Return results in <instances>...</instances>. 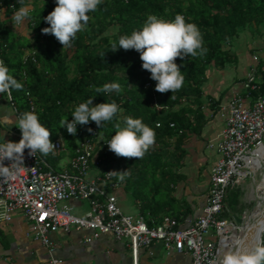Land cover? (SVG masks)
Instances as JSON below:
<instances>
[{"label":"trees","instance_id":"16d2710c","mask_svg":"<svg viewBox=\"0 0 264 264\" xmlns=\"http://www.w3.org/2000/svg\"><path fill=\"white\" fill-rule=\"evenodd\" d=\"M31 2L35 8L28 18L33 38L15 32L0 20V57L9 74L23 85L22 90H11L10 103L21 115L30 111L33 99L35 113L50 130L51 140L62 138L64 142L65 151L58 156L49 153L42 157L59 169L63 158L73 156L86 136L95 132L110 140L117 120L142 118L155 131L154 144L139 159L117 157L106 145L100 153L104 169L127 170L123 180L113 177L121 181L149 226L160 224L165 216L180 222L192 216V206L175 193L178 184L187 179L182 172L187 141L201 132L206 121L202 85L210 67L225 69L238 63V57L226 46L241 31L249 29L254 36L262 33L264 0H102L96 11L88 13L84 30L64 48L54 36L41 31L49 27L43 18L54 9L55 0H0V11L5 9L7 15H13ZM150 14L166 20L181 14L186 22L197 25L203 37V56H189L183 61L177 58L185 79L172 93L155 90L156 82L142 68L139 52L112 51V43L118 46L121 36L140 30ZM32 47H37L34 53H30ZM257 76V89L249 91L253 98L264 97V59L257 66ZM112 82L121 85L120 93L96 92V88ZM89 98H93V105L115 101L122 111L101 128L92 121L77 125L75 136L60 128L61 118L71 120L75 107ZM239 199V191H228L223 217L228 218Z\"/></svg>","mask_w":264,"mask_h":264},{"label":"built area","instance_id":"2783aa9c","mask_svg":"<svg viewBox=\"0 0 264 264\" xmlns=\"http://www.w3.org/2000/svg\"><path fill=\"white\" fill-rule=\"evenodd\" d=\"M258 81L254 66L244 78L243 92L227 105L226 128L217 146L219 159L211 169L206 203L197 219L180 222L165 216L160 224L149 226L142 216L123 213L116 193L122 183L109 175L100 159L109 140L93 132L79 142L62 170L41 153L33 157L25 150L24 161L13 169L14 178L0 177V223H8L14 214L21 213L32 241L50 248V235L59 230L93 232L86 242L110 234L127 244L132 264H139L140 251L155 242L162 243L169 254L187 252L192 264H219L223 238L236 228L234 220L223 217L228 191L246 184L259 171L256 163L264 147V97L253 98L249 92L257 89ZM4 94L12 100L7 93L0 96ZM30 106L35 112L33 99ZM16 114L19 119L17 110ZM52 142L56 147L51 154L58 156L65 151L61 138ZM71 200L87 201L89 210L83 216L72 214L65 205ZM52 264H62V260L52 258Z\"/></svg>","mask_w":264,"mask_h":264},{"label":"clouds","instance_id":"9594fccd","mask_svg":"<svg viewBox=\"0 0 264 264\" xmlns=\"http://www.w3.org/2000/svg\"><path fill=\"white\" fill-rule=\"evenodd\" d=\"M102 0H55L54 9L43 19L49 27L41 31L52 35L64 47H70L78 32L84 30L90 17L89 12L97 10ZM29 16V10L21 7L12 17L16 24L22 23ZM123 49L135 50L140 54L142 68L151 73V79L156 82L155 90L161 94L175 92L184 83L181 65L177 58L203 56L202 34L194 23L186 22L181 14L174 19L166 20L157 15L147 16L140 30H134L130 35H123L117 43H112V51ZM22 90L23 85L9 74V68L0 60V94L11 90ZM121 85L116 82L106 83L96 88L98 93L121 92ZM94 98V97H93ZM93 98L80 103L72 112L71 120L63 117L60 128L75 136L77 125H87L95 122L101 128L105 122H111L122 109L115 101L93 105ZM21 132L18 142L6 141L0 143V177L14 178L16 169L24 161L25 150L35 157L37 152L48 155L56 145L51 140V132L40 123L38 115L27 111L20 115L17 126ZM115 135L106 143L109 150L117 157L142 158L155 142V131L145 124L142 118L124 117L113 125ZM92 131L90 128L88 129ZM8 161V164H5ZM109 175L118 176L123 180L127 170L109 171ZM219 264H264V240L257 237L250 247L227 251Z\"/></svg>","mask_w":264,"mask_h":264},{"label":"crops","instance_id":"0c3cea01","mask_svg":"<svg viewBox=\"0 0 264 264\" xmlns=\"http://www.w3.org/2000/svg\"><path fill=\"white\" fill-rule=\"evenodd\" d=\"M251 64L249 58L240 59L238 56L237 69L228 66L218 69L213 66L207 71V79L202 85L206 121L201 132L192 134L187 141L188 154L182 169L187 179L178 184L175 193L178 199L187 202L194 210L193 215L186 219L195 220L203 213L211 169L219 159L217 146L226 128L227 105L234 96L243 92L244 78ZM252 66H255L254 63ZM17 121L12 103L5 94L0 96V143L4 139L19 141ZM68 163L69 160H62L59 170L67 167ZM116 193L123 213L133 216L140 214L134 201L133 210L121 204L126 199L125 195H128L123 187ZM65 205L77 216H83L89 210L87 201L71 200ZM28 230V222L21 213L14 214L8 223H0V264H52V258L62 260V264H132L127 244L115 240L110 234L86 242L85 238L93 232L59 230L50 235V248L32 241ZM139 264H192V258L187 252L169 254L162 243L155 242L148 249L140 251Z\"/></svg>","mask_w":264,"mask_h":264},{"label":"rangeland","instance_id":"374dc122","mask_svg":"<svg viewBox=\"0 0 264 264\" xmlns=\"http://www.w3.org/2000/svg\"><path fill=\"white\" fill-rule=\"evenodd\" d=\"M26 8L30 12L35 8L34 3L31 2ZM13 15H7L6 10L2 9L0 11V20H4L8 24V26H10L15 32L23 34L27 36L29 39H32L33 33L29 27V18L27 17L22 23L16 24L12 19ZM44 42H46V39H44ZM226 48L229 50L232 56L233 55L237 57L239 56L240 59L244 57L249 58L252 64L254 63L255 66H258L261 59H264V27L262 33L260 35H255V36L252 34V32L249 29L241 31L239 37L234 39V41L231 44L227 45ZM36 49L37 47H32L30 53H34ZM252 64L249 66L247 74L254 67L252 66ZM228 68L237 69L238 65L234 63L228 64ZM263 156H264V147L260 151L259 164H258L259 171H257V173L253 174L249 179H247L246 184L242 185L239 188L231 189L232 192L234 191L240 192L239 204L233 209V211L230 209L231 211L228 214V218L235 221V226L238 229L235 233V236H238V238L240 237V235H242V228L246 227V225L249 223H254L255 217L252 215H254L258 206L261 205L262 207H264V196L261 194V191L259 190L261 189L262 186V184L260 183L264 178ZM63 160L68 161L70 160V157L66 155L63 158ZM125 196L126 199L122 201L121 204L133 210V200L131 196L130 195H125ZM231 233L232 232H229L228 236H231L232 235ZM262 235H261V239L264 240V235L263 237Z\"/></svg>","mask_w":264,"mask_h":264},{"label":"bare ground","instance_id":"6f19581e","mask_svg":"<svg viewBox=\"0 0 264 264\" xmlns=\"http://www.w3.org/2000/svg\"><path fill=\"white\" fill-rule=\"evenodd\" d=\"M258 164H259V159L256 163L257 169L259 167ZM260 184H262L261 186L262 190L261 189L259 190L261 191V194L264 196V178ZM252 216L255 217L254 223H249L246 225V227L242 228V235H240L239 238L238 236H235V233L238 230L237 228L231 229V232H232L231 236H227L223 238L222 245L220 247L221 258L229 250L235 251L237 248L250 247L257 237L261 239L262 233L264 235V232H263L264 231V207L259 205L254 215Z\"/></svg>","mask_w":264,"mask_h":264}]
</instances>
